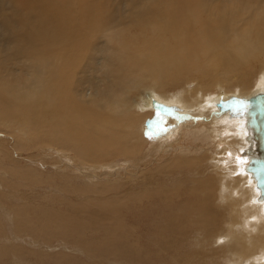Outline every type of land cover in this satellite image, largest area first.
Instances as JSON below:
<instances>
[{"label": "bare ground", "instance_id": "obj_1", "mask_svg": "<svg viewBox=\"0 0 264 264\" xmlns=\"http://www.w3.org/2000/svg\"><path fill=\"white\" fill-rule=\"evenodd\" d=\"M262 1L0 0V130L13 135L16 149L35 144L58 152L55 147L96 165L141 154L148 143L160 146L186 121L201 124L192 136L206 147L198 158L164 161L157 169L161 182L147 180L143 191L130 188L125 200L97 198L116 192L113 187L82 189L59 179L57 191L50 192L61 196L42 195L12 209L10 225L17 236L30 233L35 244L62 239L79 252L52 253L12 240L4 215L0 263L10 257L13 264H28L27 258L34 264H264V203L245 171L241 105L264 94ZM254 5V20L244 19L242 8ZM190 77L198 79L197 87L182 82ZM251 82L257 88L240 95ZM233 83L237 90L227 96ZM148 115L157 119L149 122ZM147 123L153 129L168 124L165 136L144 134ZM127 132L139 137L133 150L125 148ZM4 161L0 156V166L25 185L35 178L42 184L35 172ZM214 172L222 176L226 203L236 204L238 223L228 225L227 206L213 205ZM170 180L176 184L168 185ZM229 229L244 236L251 251L246 263L235 262L237 254L245 256L238 241H218Z\"/></svg>", "mask_w": 264, "mask_h": 264}, {"label": "rangeland", "instance_id": "obj_2", "mask_svg": "<svg viewBox=\"0 0 264 264\" xmlns=\"http://www.w3.org/2000/svg\"><path fill=\"white\" fill-rule=\"evenodd\" d=\"M262 3H264V1H262ZM256 5L260 7L259 4H256ZM256 5L253 6V9H252V7H250V8H246V7L244 8L243 7L242 8V10H244L242 12L244 19L254 20L253 17H254V10H256V7H257ZM252 14H253V16L251 17ZM249 16L251 19L249 18ZM133 32H135V30ZM107 55L111 56L110 54H107ZM257 68L258 67H256V69ZM254 75L255 74H253V79H254ZM244 79L246 82H249L250 76L245 75ZM182 82L186 83V86L188 85V87L191 89L195 88V87H197V85H199L198 79L194 78V77L184 79V80H182ZM182 82L180 84H183ZM235 85H238V84L233 83L230 88H227V89H229L226 92L227 96L228 95H234L235 92H233V90H231V89L233 88V89L237 90ZM176 86H178V85H176ZM256 88H257V84L256 83L253 84V82H251L245 88L246 91L240 92L241 93L240 95H246ZM171 90H172V88H168V91H171ZM145 91H147V90H145ZM157 91L161 92L162 90H157ZM134 95H135V93H134ZM237 95H239V93H237ZM139 96H141V98H142V96H144V95L141 94ZM136 102L138 104H140V106H138V104H137V106L139 108H141L142 100L140 99V97H138ZM143 113H145V112H143ZM146 118H147L146 120H148L149 122L157 119V117L155 118V117H151V116L149 119V115L146 116ZM169 124H171V122ZM182 124H180L181 127L183 126L182 128L179 127L180 125H178V127L174 130V132L177 131L175 136L174 135L171 136L170 139L166 138L168 140H165L164 143L160 144V146L156 145L155 147H153L154 146V144H153V146L148 147V145H149V143H148V145L146 146V149L141 154H139V153L137 155L136 154H134V155L129 154V156L126 154H123V155L121 154V155L115 157L114 159L112 158V159L107 160L104 163H99L96 165L86 164V163L80 161V158L77 157L75 155V153L72 151L65 152L63 150L56 149L55 147H52V148H54L55 151L57 150L58 152L48 151L47 149L42 148L41 146L38 148L36 147V149H34V147L36 146L35 144H32L26 150L16 149L14 147L13 135L5 133L3 129H2L3 131L0 130V151H1L0 156L2 158H3V156L5 157V161L3 162V164L9 165V166L10 165H16L21 170L28 169L32 172H35V174L37 176L39 175L40 179L42 180L41 181L42 184H39V182L37 181L38 178H35L25 185V183L22 179H19L16 176L13 177V176L9 175V173H12V172H8L6 170V168H3L2 166H0V193L5 192L6 201H7V202L6 201L0 202V216L5 215L7 217V218L1 219L2 224L5 227V235L10 237L12 240H15L19 243L26 244L27 246H35L34 248H38L40 246L49 247L51 249L49 251H51L52 253H55L57 251L66 252L65 251L66 248H68L70 250V253L72 255H73L72 249H73V251L75 249L76 252H79V246H76L74 244L65 243L62 239L54 240L53 244H49L50 246H47L46 244H43V245L40 244L39 245V244L33 243L32 242L33 237L30 233H29V236H17V234L15 233V231H13V229L10 225V222H12L11 221L12 220L11 217L13 214L12 209L15 210L16 208H19L21 204L29 205V202L37 201L42 195H45V196L51 195V193H53V192H50V191H52V190L57 191V187H59V185H60V183L58 182L59 179L60 180L65 179L66 177L70 180V182L73 185L75 184L76 186L77 185L81 186V188L83 187L82 189L90 188V187H92V184L104 186V187H109V188L113 187L116 189V192H111L110 196H109V194H106V195L100 194V195H98V197H97V195H95L97 198L103 199V200H105L104 198H107V196L110 198V197H113L115 195L119 196L121 199L125 200V193L130 191V188H131V190L143 191L144 187H146L147 185H150L152 183L153 184L155 183V185H157L158 181H160V178L157 175L158 174L157 172L159 170H157V169L159 168V166H161L163 164L164 161L173 159L174 156H181V157H183V159H185L186 156L187 157L190 156L191 158H198L201 154H203L202 152L206 150V147H203V144H201L199 141H196L194 139V137L192 136L193 131L197 128H200L201 124L197 121L195 123H194V121H186L184 123V125H182ZM163 125H161L157 129H153L151 127V125L147 123L144 126L143 132H144V134L147 135L149 131H152V132L156 131V133L153 132V135H149V136H151V137L153 136V138L164 137L166 134L165 130L168 129L167 128L168 124L166 125V123H165ZM127 133H128V136H130V133L129 132H127ZM136 137L133 136V138H131V136H130L129 139L132 141H130V140L128 141V144H126V146H125L126 150H129V149L133 150L131 148H134L135 144H139V141H138L139 137L138 136H136ZM190 138H192L195 142H192ZM151 140H153V139H151ZM156 147H157V149H156ZM153 148H155V149H153ZM148 149H149V151L150 150L152 151V154L150 153L151 151L150 152L146 151ZM211 149H212V147H211ZM186 151H187V153H186ZM214 152L215 151L213 150V153ZM78 161H80V162H78ZM81 163H83V164H81ZM154 170H156V171H154ZM151 171H153V172H151ZM152 173H154V174H152ZM215 174H216L215 179H216L218 188H217V192H216L217 194L215 195V200L213 202V205L220 207V208L227 206L226 207L227 208V215H228V218L230 220L228 225L233 224V223H238V216L234 213V210L237 208L236 204L231 199L229 200L228 203H226V198L228 195L225 194L224 192H222V190H221V178H222V176L220 173H215ZM153 175L155 176V178ZM149 176H150V178H148ZM169 176H172V174L168 175L166 177H169ZM86 180H87V184H86ZM147 180L151 181V182H149L150 184L148 183ZM189 180H190V178H189ZM88 181H89V183H88ZM142 181H143V183H142ZM169 183H170V185H173L174 183L176 184V182L173 180L167 181L168 185H169ZM186 184H188L187 185L188 189L190 187H192L191 182L186 183ZM15 186H20V188L15 190ZM36 186L41 187L42 190L34 191L33 187H36ZM180 187H183V186L180 185ZM51 188H52V190H50ZM39 192H41V193L39 194ZM85 195H86V197H85ZM52 196L58 197L61 195H59V191H58V194L55 195V193H53ZM88 196H89V194H84L81 196V199H83L84 197H85V199H87ZM96 201H99V200H96ZM42 205H44V204H42ZM46 205H48V204H46ZM117 205L120 207L119 209H121L122 206L120 204H117ZM7 223L9 224L8 229H7ZM23 235H26V233ZM233 240L238 241L239 245L242 246L241 249L243 251V254H245L244 257H242L240 254H237L235 257V262H240V261L244 260L246 263V259L251 255L250 254L251 251H250V248L245 241L244 236L238 234L235 229H229L226 231V234L224 236H222L218 239V241L223 242V244H225V243L228 244V242H231ZM36 241H38V240H36ZM69 241L70 240H68L66 242H69ZM72 243H74V242L72 241ZM39 249L34 251V252L39 251ZM28 252L29 251L24 250V253H23L24 259L27 258ZM233 259H234V255H233V257H231L232 261H233ZM27 261H28V264H34L32 261L29 262L28 258H27ZM0 264H13V263H11L10 257H8L7 260H4ZM21 264H23V262H21ZM107 264H109V263H107Z\"/></svg>", "mask_w": 264, "mask_h": 264}, {"label": "water", "instance_id": "obj_3", "mask_svg": "<svg viewBox=\"0 0 264 264\" xmlns=\"http://www.w3.org/2000/svg\"><path fill=\"white\" fill-rule=\"evenodd\" d=\"M241 103L246 119L248 148L246 155L249 157L245 171L255 180L259 191V200L264 199V94H256L244 99Z\"/></svg>", "mask_w": 264, "mask_h": 264}, {"label": "snow or ice", "instance_id": "obj_4", "mask_svg": "<svg viewBox=\"0 0 264 264\" xmlns=\"http://www.w3.org/2000/svg\"><path fill=\"white\" fill-rule=\"evenodd\" d=\"M241 103H245V102L241 101ZM246 171H247V169H246ZM261 202L264 203V199H262Z\"/></svg>", "mask_w": 264, "mask_h": 264}]
</instances>
